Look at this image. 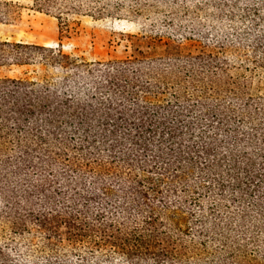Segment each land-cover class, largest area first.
<instances>
[{
    "label": "trees",
    "instance_id": "16d2710c",
    "mask_svg": "<svg viewBox=\"0 0 264 264\" xmlns=\"http://www.w3.org/2000/svg\"><path fill=\"white\" fill-rule=\"evenodd\" d=\"M62 4L33 0L57 21L83 7ZM35 63L57 75L0 79V264H264V96L218 53L0 42V66Z\"/></svg>",
    "mask_w": 264,
    "mask_h": 264
},
{
    "label": "rangeland",
    "instance_id": "374dc122",
    "mask_svg": "<svg viewBox=\"0 0 264 264\" xmlns=\"http://www.w3.org/2000/svg\"><path fill=\"white\" fill-rule=\"evenodd\" d=\"M0 2L9 4L0 8L6 16L0 42L37 45L85 62L156 58L172 48L181 54L218 53L230 77L245 79L248 95L264 96V0H79L82 11H63L60 21L54 10L37 11L33 0ZM180 28L205 39L181 38ZM254 36L261 38L258 53ZM56 75L38 63L0 66V79Z\"/></svg>",
    "mask_w": 264,
    "mask_h": 264
}]
</instances>
